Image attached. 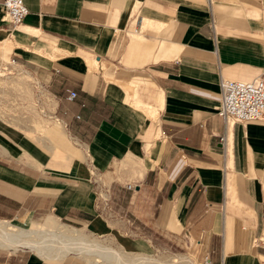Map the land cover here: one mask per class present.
<instances>
[{"label":"crops","instance_id":"crops-1","mask_svg":"<svg viewBox=\"0 0 264 264\" xmlns=\"http://www.w3.org/2000/svg\"><path fill=\"white\" fill-rule=\"evenodd\" d=\"M2 2L19 75L0 91L32 76L48 104L0 118V221L264 264V120L218 115L221 79L264 74V0H24L14 28ZM22 248L0 264H80Z\"/></svg>","mask_w":264,"mask_h":264},{"label":"rangeland","instance_id":"rangeland-1","mask_svg":"<svg viewBox=\"0 0 264 264\" xmlns=\"http://www.w3.org/2000/svg\"><path fill=\"white\" fill-rule=\"evenodd\" d=\"M8 55H9V51L4 50V48L0 46V66H2L3 64H6L9 61ZM11 64L12 65H10L9 67L11 73L8 76L6 75L7 76L6 79H9L10 76L16 77L19 75L18 70L15 69L16 64L14 63H11ZM11 66H13V68ZM1 72H2V75H1ZM3 72L4 70L3 71L0 70V89L5 85V78H4L5 75L3 76V74H6V73H3ZM229 79H235V78H229ZM45 96H46L45 92L37 85V83L35 82V79L32 76L29 77V81H24L18 84L16 83V84L8 85V88L6 87L4 89V92L0 91V118L10 123L15 124V123L23 122L28 117H31V116L34 117L35 115L38 116L43 111V109L40 106H45L48 104L47 103L48 98L47 97L45 98ZM43 219L35 220V221L28 220V221H23V222L13 221L9 223H11L12 225L16 226L18 229L24 232L32 233L31 231L33 230L34 232H36L35 233L36 241L38 243L45 244V243H49L47 241L52 239V237L54 236L53 232L52 233L48 232L49 230L47 229H44L45 231H43L42 229L41 230L33 229V226L35 224L44 225L46 221ZM59 221H57L59 224L65 225L66 223L70 225L69 223L65 221H62V220H59ZM75 227L85 229L84 227H79V226H75ZM79 231L81 232H78V234L83 236L82 234L83 232L84 236L86 235L85 238L87 240H90V239L97 240L105 244L106 246L111 247L112 249L116 251H122L121 249L123 248L125 252L127 251V253H129V254L125 253V255L132 256V254H138L142 252V251L129 250L127 247L123 245L122 238L118 236L116 237L113 235H97L91 232H90L91 233L90 235L89 233H86L83 230H79ZM50 234H53V236ZM41 244L39 246L41 247L43 246V248H45V245H41ZM71 247L74 249L77 247V245L74 244V246H71ZM19 248H22V247H19ZM24 248H31V247L29 244H27V245H24L22 249ZM145 248H146L145 252L148 251L150 253L149 255H147V257L154 258V259L157 258L160 260V263L162 264H169L168 262L172 264V261L174 260L177 261V264H204V261L203 262L196 261L192 252L172 253V252H163L161 250L151 249L150 247H145ZM18 249H16V251ZM49 249H52L54 252H58V253H64V252L66 253L70 251L67 245L66 246L56 245V246L49 247ZM93 255H96V253H94ZM174 255H178V256H174ZM179 255H185V256L188 255V257L187 259H185L186 258L185 256L181 257ZM67 258L77 259L80 264H94L91 261L88 262L87 260L79 258L78 256L73 255V254H69V256H67L63 260ZM189 259L192 261V263L188 261ZM63 260H60V261H63ZM55 262H59V261H55ZM99 264H113V263L112 262H102ZM117 264H119V262H117Z\"/></svg>","mask_w":264,"mask_h":264},{"label":"built area","instance_id":"built-area-1","mask_svg":"<svg viewBox=\"0 0 264 264\" xmlns=\"http://www.w3.org/2000/svg\"><path fill=\"white\" fill-rule=\"evenodd\" d=\"M2 6L4 19L13 28L21 24L28 13L24 0H3ZM11 63L17 64L15 59L11 58L0 66V70L6 73L3 76L10 75ZM220 88L219 116L236 122L264 120V74L251 80L223 78L220 81ZM75 96L74 91H69L67 98L73 99Z\"/></svg>","mask_w":264,"mask_h":264},{"label":"bare ground","instance_id":"bare-ground-1","mask_svg":"<svg viewBox=\"0 0 264 264\" xmlns=\"http://www.w3.org/2000/svg\"><path fill=\"white\" fill-rule=\"evenodd\" d=\"M66 231V235L70 236L68 237V240H66L65 245L69 247L70 251L66 253L64 252V254L61 255L62 257H65L68 254H75L87 260L88 262L91 261L94 264H99L102 262H112L113 264H117V262H119V264H162L157 258L154 259L143 255L129 256L110 251L101 255L99 254L101 250H107L105 244L99 241L87 242L84 240V237L79 235L77 232L69 229ZM47 242L49 243H38L33 233L24 232L9 222L0 221V247L4 250L13 252L19 247H24V245L27 244H29L33 249H39L41 247L39 246L40 244L45 245L47 249L52 246L63 245V241H60V239L56 237H52V239L48 240ZM74 242L77 247L73 249L71 246H74ZM47 251L48 253L53 252L52 249ZM94 253H96V255H93ZM168 263L170 264V262ZM172 264H177V261H172Z\"/></svg>","mask_w":264,"mask_h":264}]
</instances>
